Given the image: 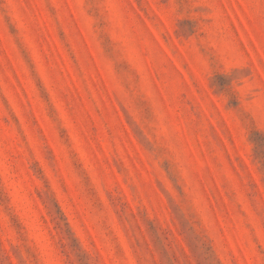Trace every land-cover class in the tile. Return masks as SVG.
Wrapping results in <instances>:
<instances>
[{"label":"rangeland","instance_id":"rangeland-1","mask_svg":"<svg viewBox=\"0 0 264 264\" xmlns=\"http://www.w3.org/2000/svg\"><path fill=\"white\" fill-rule=\"evenodd\" d=\"M0 264H264V0H0Z\"/></svg>","mask_w":264,"mask_h":264}]
</instances>
